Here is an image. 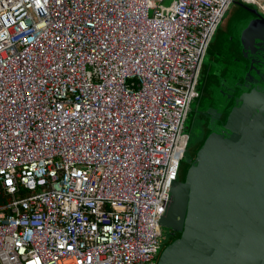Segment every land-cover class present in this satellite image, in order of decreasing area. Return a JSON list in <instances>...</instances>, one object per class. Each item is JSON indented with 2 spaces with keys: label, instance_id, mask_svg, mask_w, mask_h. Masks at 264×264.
I'll return each instance as SVG.
<instances>
[{
  "label": "built area",
  "instance_id": "built-area-1",
  "mask_svg": "<svg viewBox=\"0 0 264 264\" xmlns=\"http://www.w3.org/2000/svg\"><path fill=\"white\" fill-rule=\"evenodd\" d=\"M165 1L0 0V264H158L204 61L237 2Z\"/></svg>",
  "mask_w": 264,
  "mask_h": 264
},
{
  "label": "water",
  "instance_id": "water-1",
  "mask_svg": "<svg viewBox=\"0 0 264 264\" xmlns=\"http://www.w3.org/2000/svg\"><path fill=\"white\" fill-rule=\"evenodd\" d=\"M237 3L252 17L242 45L253 65L264 54V16ZM250 72L185 183L173 185L160 223L180 236L158 264H264V84Z\"/></svg>",
  "mask_w": 264,
  "mask_h": 264
},
{
  "label": "flooded vegetation",
  "instance_id": "flooded-vegetation-1",
  "mask_svg": "<svg viewBox=\"0 0 264 264\" xmlns=\"http://www.w3.org/2000/svg\"><path fill=\"white\" fill-rule=\"evenodd\" d=\"M251 8L256 9L253 6ZM248 15L249 13L245 10V16L227 31L217 53L211 55L210 48L208 50V55H211V61L213 62L207 80L209 91H199L200 85H198V96L195 99L198 100V106L193 110L191 107L188 122L185 125V131L190 132L187 151L190 147L192 148L190 155H187L186 152L183 159L184 163L182 162V164L185 166H192L197 159V152L201 146H204L207 136L212 132H217L219 129L218 123L225 120L235 93L243 89L248 72L251 70L250 75L255 78L254 80L264 84V54H262V58H259L262 52L258 51L257 56L253 57L254 62L252 65L247 56V51L244 50L242 45V38L244 39L249 28V21L252 18L251 15ZM250 34L252 32H249ZM186 179L179 177L176 181V187L179 188L182 183H185ZM176 216V213H171L168 222L176 224ZM179 236L180 232L174 229L162 228L160 253L162 254Z\"/></svg>",
  "mask_w": 264,
  "mask_h": 264
},
{
  "label": "rangeland",
  "instance_id": "rangeland-1",
  "mask_svg": "<svg viewBox=\"0 0 264 264\" xmlns=\"http://www.w3.org/2000/svg\"><path fill=\"white\" fill-rule=\"evenodd\" d=\"M173 0H166L164 3V5L169 6L172 3ZM237 2H240L237 0ZM236 1L230 6L229 10L227 11V13L224 16V19L222 21V23L220 24L217 32L215 33L211 45H210V51H211V55L217 53L218 48L220 47L221 42L223 41L224 37L227 34V31H229L230 28H232L234 25H236L240 19L242 17L245 16V10L243 7H241ZM242 3V2H240ZM260 3L262 6H264V0H260ZM244 4V3H242ZM247 5V4H245ZM248 6H250L248 4ZM254 8H256L259 11H262L264 13V9H262L258 4L256 5H252ZM211 55L207 54L205 61H204V70L202 68V75H201V81H200V86H199V91H209V84L207 82L208 80V74H210V69L211 67H213V62L211 61ZM198 106V100H195L192 104V110L197 108ZM188 120V119H187ZM188 122V121H187ZM186 134H188L190 136V132L189 131H185ZM206 141V139H205ZM205 143V142H204ZM202 148V146H201ZM200 148V149H201ZM200 149L197 152V156L198 153L200 151ZM192 151V148L190 147V149H188L187 155H190ZM186 155V153H185ZM184 163V162H183ZM190 168L191 166H185L182 164L181 167V171H180V177L182 178H187L189 173H190Z\"/></svg>",
  "mask_w": 264,
  "mask_h": 264
}]
</instances>
